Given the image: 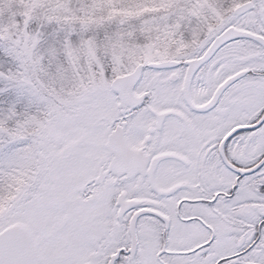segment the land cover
Listing matches in <instances>:
<instances>
[{
    "label": "snow or ice",
    "instance_id": "6c2138e0",
    "mask_svg": "<svg viewBox=\"0 0 264 264\" xmlns=\"http://www.w3.org/2000/svg\"><path fill=\"white\" fill-rule=\"evenodd\" d=\"M0 264H264V0H0Z\"/></svg>",
    "mask_w": 264,
    "mask_h": 264
}]
</instances>
